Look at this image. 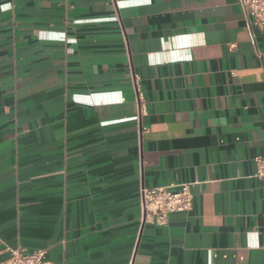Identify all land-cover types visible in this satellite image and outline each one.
Here are the masks:
<instances>
[{
    "label": "crops",
    "instance_id": "1",
    "mask_svg": "<svg viewBox=\"0 0 264 264\" xmlns=\"http://www.w3.org/2000/svg\"><path fill=\"white\" fill-rule=\"evenodd\" d=\"M257 156L264 32L237 0H0V262L264 264ZM171 183L192 209L142 222Z\"/></svg>",
    "mask_w": 264,
    "mask_h": 264
},
{
    "label": "built area",
    "instance_id": "2",
    "mask_svg": "<svg viewBox=\"0 0 264 264\" xmlns=\"http://www.w3.org/2000/svg\"><path fill=\"white\" fill-rule=\"evenodd\" d=\"M245 27L252 32L257 28L264 32V0H237ZM253 37V33H251ZM260 57V53L257 52ZM131 82L134 91V102L137 105L138 124L141 116L147 113L146 100L143 96L139 77L132 70ZM257 170L255 175L264 174V157H256ZM139 210L142 222H151L156 225H164L172 212L189 211L193 207V195L189 183L168 184L156 187H144L139 189ZM0 264H55L45 258V249H37L25 252L22 249L11 250L10 257Z\"/></svg>",
    "mask_w": 264,
    "mask_h": 264
}]
</instances>
